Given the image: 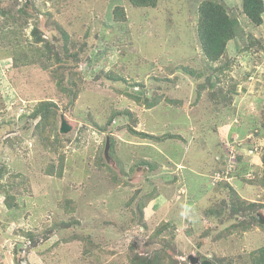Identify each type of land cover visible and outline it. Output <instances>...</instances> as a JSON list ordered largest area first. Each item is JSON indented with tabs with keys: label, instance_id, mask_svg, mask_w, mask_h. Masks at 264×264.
<instances>
[{
	"label": "rangeland",
	"instance_id": "obj_1",
	"mask_svg": "<svg viewBox=\"0 0 264 264\" xmlns=\"http://www.w3.org/2000/svg\"><path fill=\"white\" fill-rule=\"evenodd\" d=\"M217 1L241 29L210 62L197 27ZM246 16L242 0H0V264H130L155 252L168 264H250L264 246L253 220L264 217V15L260 26ZM43 100L60 108L56 152L30 118ZM111 136L107 167L98 157ZM219 143L242 154L239 171L227 173ZM232 190L257 208L235 213Z\"/></svg>",
	"mask_w": 264,
	"mask_h": 264
},
{
	"label": "trees",
	"instance_id": "obj_2",
	"mask_svg": "<svg viewBox=\"0 0 264 264\" xmlns=\"http://www.w3.org/2000/svg\"><path fill=\"white\" fill-rule=\"evenodd\" d=\"M132 6L136 8H156L158 5L159 0H129ZM3 12V11H2ZM242 12L246 14L253 23H255L257 26L262 25L263 23V14H264V0H242ZM19 15L21 19L18 21L21 23V25H27L29 22L25 21L27 16L29 14L26 12V8H20ZM199 23H198V38L202 44V50L204 54L208 57L210 62H214L220 59L221 56H223L226 52V50L229 47V44L231 41L234 40V38L237 36L238 30L241 29V25L237 18H234L228 14L227 8L220 2H209L203 5V7L200 8L199 11ZM114 19L116 22L124 23L127 21V17L125 15L124 8L116 7L114 9ZM15 20V19H11ZM15 24H17L14 21ZM38 27L35 26L34 35H35V52L38 54L39 51L45 52L40 46V42H44L43 39L39 36L37 33ZM64 33V32H63ZM65 39L67 40V35L64 33ZM39 48H37V45ZM65 47V46H64ZM247 49V48H246ZM58 61H62L61 58L56 57ZM40 60H35V62H39ZM45 69H49L50 66H44ZM215 86V84H212ZM62 91V93L67 94L71 98L73 97V94L76 92H71L70 90L63 88L62 86H59ZM136 100L140 103V98L137 97ZM154 105H158L157 102H152L148 104L149 108L153 107ZM59 106L58 104L53 100H43L39 101L35 105V109L31 115L30 118L35 120L37 122L35 126V130L37 134L39 135L40 140L43 142V145L45 149H48L51 152H56L60 150L61 142L58 138L54 136L56 132V121L58 119L59 115ZM112 124V123H109ZM217 127V126H216ZM264 127V123H263ZM219 130V131H218ZM130 131L137 137L149 140L153 142H162L167 138H178V135H172L168 134L166 136H156L152 134H146L144 132H137L132 129ZM220 128L217 127V129L214 130V133L219 135ZM110 156L112 154L113 148H114V138L111 136L110 138ZM106 145V144H105ZM221 146H224L222 143H219L218 147L221 148ZM222 149V148H221ZM250 149H253L250 148ZM224 149H222L223 151ZM104 152H105V146L103 145L100 148L99 157L98 159H102L104 161L105 166H107V163L104 159ZM218 160L223 164V166H226V170H229L231 166H233V169H236V171L239 168V165L242 161V156H238L237 163L232 162L231 158V151L224 150L223 152H219ZM216 159V155L214 157ZM97 159V160H98ZM142 162L137 161L136 164H141ZM145 163V162H144ZM150 169L155 170L156 166L154 164H151L150 162H146ZM262 165L263 170L261 171V178L259 179L261 187H264V155L262 156ZM109 167V166H107ZM238 170V171H239ZM249 168L248 165L245 166L244 172L248 174ZM258 173V172H257ZM257 173H253L254 176H257ZM152 191L151 194L147 195L148 199L157 196V193ZM231 204L234 206V212L240 213L243 212V210H254L257 208L256 203H242L240 202L239 196L235 193V190H232L231 193ZM214 214V212H212ZM260 213H256V216L254 217V222H258V215ZM206 225H209L210 222L204 218ZM169 226L168 224H166ZM261 227L264 228V225H261ZM167 228V227H166ZM161 255V254H160ZM160 255L157 254V252L154 253L153 256H143L137 255L134 258L131 259L130 264H168L165 257H160ZM250 264H264V246L260 247L259 249L251 252L248 256ZM173 263L171 259H169V264ZM213 263V262H212ZM176 264V263H173ZM218 264V263H213Z\"/></svg>",
	"mask_w": 264,
	"mask_h": 264
},
{
	"label": "water",
	"instance_id": "obj_3",
	"mask_svg": "<svg viewBox=\"0 0 264 264\" xmlns=\"http://www.w3.org/2000/svg\"><path fill=\"white\" fill-rule=\"evenodd\" d=\"M72 130V127L69 125V123L67 122V120L65 119V116L62 115L61 116V127H60V132L62 134H67L68 132H70ZM109 150H110V140L107 139L106 141V146H105V157L107 158L108 162L110 163L111 161V158H110V155H109ZM258 222L261 224V225H264V217L263 215L259 214L258 215ZM191 260L192 263H198L199 264V261L197 259V261L192 257L190 256L189 258ZM202 264H213L211 263L210 261H204L202 262Z\"/></svg>",
	"mask_w": 264,
	"mask_h": 264
},
{
	"label": "built area",
	"instance_id": "obj_4",
	"mask_svg": "<svg viewBox=\"0 0 264 264\" xmlns=\"http://www.w3.org/2000/svg\"><path fill=\"white\" fill-rule=\"evenodd\" d=\"M251 153H253V151H250ZM231 158H232V162L237 158V152L235 151H231ZM233 170V166H231L229 168V170L227 171V173L231 172Z\"/></svg>",
	"mask_w": 264,
	"mask_h": 264
},
{
	"label": "clouds",
	"instance_id": "obj_5",
	"mask_svg": "<svg viewBox=\"0 0 264 264\" xmlns=\"http://www.w3.org/2000/svg\"><path fill=\"white\" fill-rule=\"evenodd\" d=\"M264 15V14H263ZM237 152V151H236ZM238 156H242V154H239V152H237V158H238ZM237 158L233 161V162H235V163H237ZM230 173V172H229ZM261 214V213H260ZM262 215V214H261ZM199 261V264H202V262H200V260H198ZM204 262V261H203ZM212 263V262H211Z\"/></svg>",
	"mask_w": 264,
	"mask_h": 264
},
{
	"label": "flooded vegetation",
	"instance_id": "obj_6",
	"mask_svg": "<svg viewBox=\"0 0 264 264\" xmlns=\"http://www.w3.org/2000/svg\"><path fill=\"white\" fill-rule=\"evenodd\" d=\"M203 262V261H202Z\"/></svg>",
	"mask_w": 264,
	"mask_h": 264
}]
</instances>
